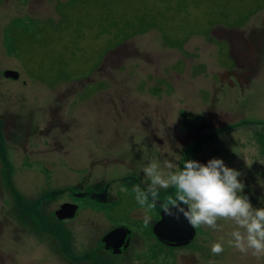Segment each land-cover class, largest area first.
<instances>
[{
    "label": "rangeland",
    "instance_id": "1",
    "mask_svg": "<svg viewBox=\"0 0 264 264\" xmlns=\"http://www.w3.org/2000/svg\"><path fill=\"white\" fill-rule=\"evenodd\" d=\"M231 54L241 58L243 70L234 72L247 79L244 89L233 78L224 80L234 68ZM105 60L113 61L104 69L112 79L100 70ZM6 70L16 71L17 81L3 78ZM118 91L125 98L119 115ZM107 94L115 104L108 105ZM26 96L32 111L43 115L41 124L52 128L54 107L61 106L71 127L61 137L56 168L66 185L75 168L89 170L96 160L116 161L109 175L123 177L132 161L141 172L153 161L166 173L165 160L176 171L189 160L221 159L241 173L238 195L264 208V0H0V119L26 109ZM25 165L45 171L38 163ZM5 167L0 161L3 204L9 194ZM165 193L159 189L158 200ZM217 223L222 230L196 227L197 236L182 248L146 239L130 264H264V256L228 244L232 220ZM40 242L26 247L1 236L0 264L78 262L66 240L60 255L46 237ZM215 243H222L223 253L212 254ZM121 261L110 257V264Z\"/></svg>",
    "mask_w": 264,
    "mask_h": 264
},
{
    "label": "flooded vegetation",
    "instance_id": "2",
    "mask_svg": "<svg viewBox=\"0 0 264 264\" xmlns=\"http://www.w3.org/2000/svg\"><path fill=\"white\" fill-rule=\"evenodd\" d=\"M231 59L234 68L227 71L231 74L227 78L224 77L226 78L224 80L233 78L244 89L246 86L242 85V82L247 79L241 80L240 75L234 72L235 67L243 70L241 58L239 55L231 54ZM108 66L114 67L113 61L110 65L105 60L100 70L106 78L112 79V76L106 75L108 71H104ZM117 66L121 68L120 63ZM220 78L223 81V75L217 79ZM253 78V76L249 78L248 84ZM164 86H170L168 78ZM119 94L118 91L114 98L118 99V108L114 109L117 115L125 111L123 106L125 98L123 96L121 99ZM106 96L105 101L108 105L115 104L108 98L110 97L108 94ZM26 97L29 99L26 109L14 108L8 111L5 118L0 119L2 121L0 161L7 164L5 168L10 167L8 199L5 204L0 203V235L3 234L1 236L6 237L12 244L21 243L26 247L28 242L32 244L39 240L42 242L43 237H46L57 255L62 254L59 248H62V241L66 240L73 250L71 253L78 260L76 264H110V257L120 258L122 260L120 264H130V260L135 258L137 250L141 249L146 239L155 240L159 245L171 249L182 248L192 243L197 236L196 228H193L192 241L184 246H175L155 235L154 229L161 221L165 208L172 206L169 201L175 199V194L170 192L173 188L164 189L166 193L157 200L154 209H149L147 204L139 205L132 188L139 185L142 190H146L150 180L140 171L135 161L129 162L128 174L123 177L109 175V167L117 166L116 161L96 160L91 163L89 170H86L88 165L80 171L75 168V177L70 184L61 182L56 169L59 162V145L63 132L70 130L71 127L66 124L63 114L61 116V106L54 107L55 124L53 123L52 128L49 125L45 126V123L41 124L39 121H43V115L37 116L39 111H32L33 101ZM20 98L25 99L22 92ZM57 100L58 98L55 106L58 104ZM160 117L165 119V115ZM54 129L55 132L52 133ZM116 132L113 130V133ZM52 154L56 155V159H53ZM29 162L41 164L45 171L30 170L25 165ZM51 168L53 173L50 172ZM245 169H249V166ZM43 174L47 175L46 179L43 176L36 178ZM62 207L66 209L62 210ZM68 210H71L69 214L71 216L66 217ZM58 213L65 217L59 218ZM146 213L151 216L147 227L143 223ZM112 231L114 232L109 235ZM41 242L38 245L42 244Z\"/></svg>",
    "mask_w": 264,
    "mask_h": 264
},
{
    "label": "clouds",
    "instance_id": "3",
    "mask_svg": "<svg viewBox=\"0 0 264 264\" xmlns=\"http://www.w3.org/2000/svg\"><path fill=\"white\" fill-rule=\"evenodd\" d=\"M177 166L169 161L163 162V169L156 162L149 161L142 171L150 180L146 190L134 185L132 191L141 206L149 209L157 205L159 189L170 187L177 189L175 199L170 200L171 208H165V214L179 219L183 216L191 227L205 225L213 230H222L218 219H229L236 225L231 232L228 244L241 254L259 258L264 256V208H254L247 196L238 195L244 190V184L238 179L241 173L226 167L221 159H211L207 164L194 160L186 161L183 168L172 171ZM149 195L151 202L149 203ZM151 216L143 217L147 227ZM213 255L224 252L222 243L211 248ZM208 264H215L210 260Z\"/></svg>",
    "mask_w": 264,
    "mask_h": 264
},
{
    "label": "water",
    "instance_id": "4",
    "mask_svg": "<svg viewBox=\"0 0 264 264\" xmlns=\"http://www.w3.org/2000/svg\"><path fill=\"white\" fill-rule=\"evenodd\" d=\"M3 76L13 80H17L19 78V74L12 70H6L3 73ZM63 209H66V207H62V210ZM62 210L60 212H62ZM70 212L71 210H68L66 217L71 216L69 215ZM58 216L61 219L65 217L60 216V213H58ZM114 231H112L109 235H111ZM154 233L161 240L170 242L175 246L188 245L194 237L193 227H191V225L183 216H181L179 219H175L172 216L166 215L165 210L162 213L161 221L154 229Z\"/></svg>",
    "mask_w": 264,
    "mask_h": 264
},
{
    "label": "trees",
    "instance_id": "5",
    "mask_svg": "<svg viewBox=\"0 0 264 264\" xmlns=\"http://www.w3.org/2000/svg\"><path fill=\"white\" fill-rule=\"evenodd\" d=\"M245 83L244 82H242V85H244Z\"/></svg>",
    "mask_w": 264,
    "mask_h": 264
}]
</instances>
